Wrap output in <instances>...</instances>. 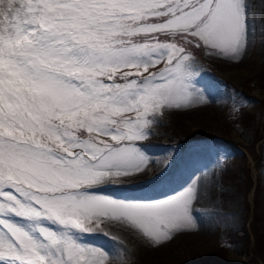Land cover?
<instances>
[{"label": "snow or ice", "instance_id": "obj_1", "mask_svg": "<svg viewBox=\"0 0 264 264\" xmlns=\"http://www.w3.org/2000/svg\"><path fill=\"white\" fill-rule=\"evenodd\" d=\"M251 16V0H0V264H122L109 226L153 247L198 230L192 177L215 146L142 182L146 141L210 102L198 55L242 62ZM141 183L154 194L104 191Z\"/></svg>", "mask_w": 264, "mask_h": 264}, {"label": "rangeland", "instance_id": "obj_2", "mask_svg": "<svg viewBox=\"0 0 264 264\" xmlns=\"http://www.w3.org/2000/svg\"><path fill=\"white\" fill-rule=\"evenodd\" d=\"M251 13L256 35L242 62H226L205 53L198 55L202 84L210 102L193 110L165 112L152 129L155 135L146 141L159 166L149 165L144 182L158 174L172 154H177L179 162L194 145L215 146L202 157L204 163L214 161L213 166L192 177L193 181L202 177L207 187L206 192L201 190V199L194 206L199 210L198 230L178 235L162 247H153L118 225L109 226L107 231L123 243V247L117 248L122 264H206L203 259L218 250L223 240L227 246L221 252L228 262L208 258L207 264H263L261 259L252 260L249 250L252 245L234 241L231 235L245 226L253 240L254 225L264 236V86L252 79L262 70L264 62V0H251ZM249 79L254 82L250 89H245ZM241 91L248 93L242 101L238 97ZM231 98H235V104ZM240 102L244 107L238 115L234 108ZM258 114L262 138L254 142L258 135L254 127L257 121L249 117ZM245 174L252 180L246 196L239 190ZM104 191L125 196L154 194L147 183ZM97 242L111 247L107 239Z\"/></svg>", "mask_w": 264, "mask_h": 264}, {"label": "trees", "instance_id": "obj_3", "mask_svg": "<svg viewBox=\"0 0 264 264\" xmlns=\"http://www.w3.org/2000/svg\"><path fill=\"white\" fill-rule=\"evenodd\" d=\"M252 79H257L259 80V85L264 86V62H263V68L262 70L255 75ZM248 80L247 81V85L245 86V89H250V84L252 82H254L253 80ZM248 94L247 91H241L240 94L238 95L239 99L242 101L243 98L245 97V95ZM263 114V113H262ZM252 119L253 122L257 121L256 126V134H258L257 136H255L254 142H258L262 137V135L260 134L261 131H259L260 125H259V121H260V115H250V117ZM264 128V125H263ZM262 129V128H261ZM252 187V180H250V176L245 174V176L242 178L241 183L239 185V190H241L244 194V196L247 195L249 189ZM248 208L249 205H246V211L248 213ZM246 213V214H247ZM251 230H252V234H253V240L251 238V234L247 231L246 227H242L240 230H238L237 232L232 233L231 235H234L233 240H242L246 245H248V247L251 248L249 249L251 251V253L253 254V258L252 260L254 262L257 261V259H261L262 263L264 264V236L258 233L257 228H255L254 225L251 226ZM226 240H223L219 246H218V250H215V252H213L211 255H209L207 258H204V263H209L210 260L208 261V258L213 259V261L215 260L216 262H222L223 263H227L228 261L226 260L225 256H223V252H221V250H223L224 248H226L227 244L225 242Z\"/></svg>", "mask_w": 264, "mask_h": 264}, {"label": "bare ground", "instance_id": "obj_4", "mask_svg": "<svg viewBox=\"0 0 264 264\" xmlns=\"http://www.w3.org/2000/svg\"><path fill=\"white\" fill-rule=\"evenodd\" d=\"M156 161H158V160H156ZM157 166H159V163L157 162V163H155ZM140 181H142V182H144V180H145V175L144 176H141V177H139L138 178Z\"/></svg>", "mask_w": 264, "mask_h": 264}]
</instances>
